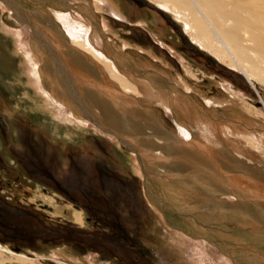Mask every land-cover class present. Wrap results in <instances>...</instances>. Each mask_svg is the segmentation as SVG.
<instances>
[{
    "label": "bare ground",
    "instance_id": "obj_1",
    "mask_svg": "<svg viewBox=\"0 0 264 264\" xmlns=\"http://www.w3.org/2000/svg\"><path fill=\"white\" fill-rule=\"evenodd\" d=\"M77 1L0 0L9 20L32 31L25 46L21 26L14 30L1 19L2 31L11 35L22 51L27 83L40 95L44 107L51 108L54 116L60 107L68 108L70 120L87 126L86 121L93 123L134 153L148 200L187 218L192 229L188 233H206L203 237L229 259L228 263L264 264V123L262 132L256 133L259 127L253 122L259 119L250 115L254 108L246 107L250 117L242 114L250 124L236 123L244 129L215 122L219 117L214 113L230 103L238 105V95L207 98V106L203 101L197 104L201 98L189 89L171 82L149 63L144 65L148 71L142 70L124 51H117L97 25L96 14L76 8ZM97 1L109 2L114 12L122 11L117 0H96L97 10H103ZM155 1L173 12L200 46L235 66L264 104L259 89L264 86V0ZM57 16L68 25L66 30ZM188 74L198 79L195 73ZM159 106L178 111L175 119L181 135L152 119L149 110H161ZM258 111L264 115L263 108ZM47 200L56 202L53 197ZM67 208L73 223L87 225L85 211L71 205ZM59 209L67 212L64 207ZM229 223L250 225L254 233L249 239L246 229H230ZM225 225L229 230L221 229ZM37 261L44 264L45 259L0 244V264Z\"/></svg>",
    "mask_w": 264,
    "mask_h": 264
},
{
    "label": "rangeland",
    "instance_id": "obj_2",
    "mask_svg": "<svg viewBox=\"0 0 264 264\" xmlns=\"http://www.w3.org/2000/svg\"><path fill=\"white\" fill-rule=\"evenodd\" d=\"M117 1L122 11L114 12L109 2L101 1L97 2L103 10H97L96 0L77 1L76 8L96 14L97 25L117 51H124L142 70L147 72L144 65L149 63L171 82L189 89L201 98L197 104L206 105L210 97L238 95V105L230 103L214 113L219 117L215 122L244 129L236 123L250 124L242 114L253 115L260 120L253 122L259 127L255 132H262L264 115L257 110L262 112L263 101L235 66L200 46L185 24L155 0ZM7 12L0 8V244L31 258L44 257V264H230L203 237L206 233H188L192 229L187 218L148 200L134 153L93 123L70 120L68 108L60 107L54 116L51 108L44 107L27 83L22 51L1 29V19L9 28L20 29ZM60 21L66 30L68 25ZM21 28L26 46L32 31L25 25ZM259 89L264 98V86ZM246 107L254 112L249 115ZM160 109L149 110L152 119L179 132L178 111ZM52 197L54 204L47 200ZM67 205L85 211L87 225L73 223ZM60 207L67 212H59ZM228 226L246 229V237L254 233L250 225ZM228 226L220 228L226 231Z\"/></svg>",
    "mask_w": 264,
    "mask_h": 264
},
{
    "label": "water",
    "instance_id": "obj_3",
    "mask_svg": "<svg viewBox=\"0 0 264 264\" xmlns=\"http://www.w3.org/2000/svg\"><path fill=\"white\" fill-rule=\"evenodd\" d=\"M35 212V214L37 215V216H39V217H43L44 215L41 213V212H39V211H34Z\"/></svg>",
    "mask_w": 264,
    "mask_h": 264
},
{
    "label": "flooded vegetation",
    "instance_id": "obj_4",
    "mask_svg": "<svg viewBox=\"0 0 264 264\" xmlns=\"http://www.w3.org/2000/svg\"><path fill=\"white\" fill-rule=\"evenodd\" d=\"M89 218V217H88Z\"/></svg>",
    "mask_w": 264,
    "mask_h": 264
}]
</instances>
